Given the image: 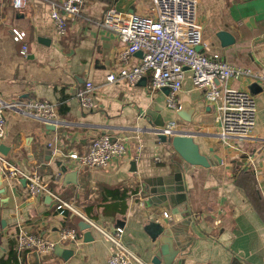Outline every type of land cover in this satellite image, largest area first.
<instances>
[{
    "label": "crops",
    "instance_id": "obj_1",
    "mask_svg": "<svg viewBox=\"0 0 264 264\" xmlns=\"http://www.w3.org/2000/svg\"><path fill=\"white\" fill-rule=\"evenodd\" d=\"M54 1L28 0L15 9L13 0H0V101H44L58 114V122L47 125L6 111L0 157L22 171L37 172L51 193L102 228H123V242L144 264H264V84L247 78L228 82L254 98L256 118L250 137L223 144L213 107L189 72L178 101L190 111V123L166 108L164 90L147 89L149 73L145 85L106 81L123 45L98 23L110 8L146 15L150 0H85L63 37L50 19ZM197 22L199 52L233 67L264 70V0H197ZM13 29L25 34L22 42L13 41ZM220 32L233 43L223 44ZM139 58L135 55L133 62ZM87 81L94 87V107L83 111L75 91ZM252 85L257 88L251 92ZM170 121L193 137L210 167L185 165L158 138L157 131ZM101 135L124 139L126 155L107 168L70 164V152L85 154ZM173 164L185 166L186 201L176 205L173 197L175 206L165 208L151 191L156 179H169ZM3 173L0 163V264H106L112 245L98 232L89 226L81 230L79 217L57 214L51 197L30 198L22 179ZM19 226L55 243V250L18 251L12 235ZM63 229L75 230L76 241L61 243Z\"/></svg>",
    "mask_w": 264,
    "mask_h": 264
},
{
    "label": "built area",
    "instance_id": "obj_2",
    "mask_svg": "<svg viewBox=\"0 0 264 264\" xmlns=\"http://www.w3.org/2000/svg\"><path fill=\"white\" fill-rule=\"evenodd\" d=\"M28 0H13V7L20 9ZM151 8L146 15L129 14L108 9L100 27L115 33L123 45L118 54L117 68L110 72L108 83L124 82L135 86L148 73L150 81L147 89L151 92L167 89L165 106L174 113L180 109L178 96L182 89L185 73L191 74V82L203 91L206 102L213 107L214 122L217 127V138L223 144L230 140L242 141L251 136L255 127L256 103L245 90L228 86L229 81L247 78L264 84V70L255 73L250 69L233 67L222 61L217 55H206L197 50L202 43V27L197 22V0H150ZM85 0H55L50 19L58 37H63L69 23L81 13ZM14 42L23 41L25 34L11 30ZM141 57L133 62L136 53ZM27 47H21V55L26 56ZM94 87L87 81L75 91L79 108L90 111L94 107L92 95ZM18 111L41 120L47 125L58 122L57 107L53 104L38 101H0V140L6 132V111ZM175 122H168L157 134L172 136L179 132ZM53 154L57 149L54 144ZM127 153L124 139L108 135L95 137L90 141L85 154L70 152L67 158L70 164L77 167L107 168L115 160ZM0 163L6 177L25 181L26 194L30 198L46 195L54 202V210L63 215L69 212L79 217L82 222L98 232L112 245V252L106 264H144L123 242L124 230L121 227L107 230L83 215L72 203L49 191L39 174L35 171H22L0 157ZM164 217L167 214L164 213ZM13 238L18 251L35 252L39 255L51 253L56 244L43 237L28 232L19 226ZM76 231L63 229L60 242H75ZM26 264V263H24Z\"/></svg>",
    "mask_w": 264,
    "mask_h": 264
},
{
    "label": "water",
    "instance_id": "obj_3",
    "mask_svg": "<svg viewBox=\"0 0 264 264\" xmlns=\"http://www.w3.org/2000/svg\"><path fill=\"white\" fill-rule=\"evenodd\" d=\"M217 37L223 41V44L229 45L233 43V39L225 32H220L217 34ZM199 51V47L197 48ZM136 55H139L141 57V53L138 52ZM142 85H145L146 83V78H142L141 81L139 82ZM257 88V85H252L250 87V90L254 88ZM164 91L167 94V89H164ZM190 111H187V106L183 105L180 107L177 115L186 123L191 122V118L189 117ZM158 138L163 142V143H168L170 147L173 149V151L179 156L181 161L185 165L189 166H199L203 168H208L210 167V163L208 159L200 154L199 151V146L194 142L193 137L190 136L189 134L185 132H176L172 134V136H166L164 134H157ZM219 161V158H218ZM171 173L169 175V179H163V178H158L156 179V188L152 189L151 193L153 195H156L157 199V204H162L164 205L163 207L167 208L173 207V197L177 199V203H184L186 201V191L184 187V170L185 166H181V164H173L171 166ZM64 170L66 168L64 167ZM23 183L25 184V181L23 180ZM0 190H3V187L0 183ZM166 194H170L167 196ZM167 202V203H166ZM166 204V205H165ZM79 227L81 230L88 229V225L84 222L79 223ZM64 255H72L71 251H64ZM163 254L165 255V248L163 250ZM157 262L156 260L153 262ZM38 264V263H35Z\"/></svg>",
    "mask_w": 264,
    "mask_h": 264
}]
</instances>
